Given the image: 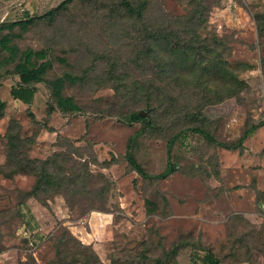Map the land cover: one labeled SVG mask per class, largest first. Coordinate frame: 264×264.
<instances>
[{"label":"rangeland","instance_id":"374dc122","mask_svg":"<svg viewBox=\"0 0 264 264\" xmlns=\"http://www.w3.org/2000/svg\"><path fill=\"white\" fill-rule=\"evenodd\" d=\"M62 1L0 0V24L36 20L13 30L11 44L46 50L51 63L26 106L9 94L18 79L0 49V264H264V126L235 150L195 131L229 145L264 121V0H202L205 23L191 29L247 84L220 102L225 91L214 82L163 80L178 76L161 75L147 52L145 29L183 30L190 0H132L142 20L121 0H75L53 22L38 20ZM197 69L184 76L192 81ZM65 74L77 79L62 89L75 112L60 111L47 84ZM141 111L144 123L127 121ZM173 137L174 171L152 180ZM127 147L146 176L126 161ZM43 163L48 174L33 198ZM95 214L108 218L103 239L92 235Z\"/></svg>","mask_w":264,"mask_h":264},{"label":"trees","instance_id":"16d2710c","mask_svg":"<svg viewBox=\"0 0 264 264\" xmlns=\"http://www.w3.org/2000/svg\"><path fill=\"white\" fill-rule=\"evenodd\" d=\"M75 0H63L58 6L51 9L44 17L38 18L43 20L47 18L48 21L53 22L55 17L59 13L72 4ZM193 4V8L185 21L182 23L183 30L176 33L163 30L150 31L145 29L147 39V52L154 58H159V68L161 75H168L176 73L178 76L175 80L171 77L164 76L163 80H171L175 82H183V86L186 88L196 87L207 89L206 83L214 82V84L221 86L225 93L216 98V102H220L225 98L236 97L244 89L247 88V84L242 80H239L233 72L228 68V62L224 60L221 54L212 53L208 50V45L205 40L200 38L196 30H192V27H199L205 23L204 11L205 7L202 0H190ZM132 0H121L122 9L125 10L126 15L129 18H135L136 20H142V7L133 8L131 6ZM134 15V16H133ZM35 18L28 17L26 19L18 20L14 22H3L0 24V49L7 53L6 64H13V74L17 77V84L10 86L9 94L12 99L21 102L26 106H30L33 102L34 95L36 93L35 85L39 83H45V75L51 68V63L48 59V53L46 50H32L25 49L19 51L17 47L11 44L13 30L18 29L21 33L28 31L30 25L35 24ZM258 31L260 35H264V19H259ZM7 31L6 34L3 32ZM19 37V36H18ZM205 44V45H204ZM210 52V53H209ZM153 54V55H152ZM63 62V60H61ZM189 66V70L183 68V66ZM193 66L198 67L199 74H195L193 80L187 79L184 76V72L191 73ZM176 67L181 68L184 72L178 71ZM173 69V72L171 70ZM77 79L70 75H63L60 78H56L50 82H47L51 89L53 98L56 101L57 108L63 112H75L77 106L71 97H63L62 89L65 81L74 83ZM187 80V81H185ZM167 86V85H166ZM147 109H152L150 99H147L145 103ZM5 103L0 100V110L4 109ZM139 112H131L127 118L129 123H144L145 121L138 115ZM16 122V121H15ZM264 126V121L258 124H253L246 128L237 142L233 144H223L216 142L208 133L196 129L195 131L210 142L226 149H238L242 146L243 141L248 138L256 129ZM174 137L170 139L166 145L167 154V166L158 175L150 176L152 180H164L174 171L173 165L170 163V151L174 142ZM126 161L132 166L133 170L141 176H146L143 173L139 165L136 163L133 155L131 154L129 147L125 152ZM36 171L35 167L31 168V172ZM48 174L45 164L43 163L40 171L37 173L36 184L31 191V197H37V191L41 187V182L45 180V176ZM89 253L99 262L96 254L92 249ZM80 264H87V260L80 261Z\"/></svg>","mask_w":264,"mask_h":264},{"label":"crops","instance_id":"0c3cea01","mask_svg":"<svg viewBox=\"0 0 264 264\" xmlns=\"http://www.w3.org/2000/svg\"><path fill=\"white\" fill-rule=\"evenodd\" d=\"M29 208H30V210L32 211V219H36L37 218V216H36V210H38V209H35V208H33V206H29ZM30 215H31V213H30ZM58 219H59V217H58ZM86 220L88 219V217H86L85 218ZM89 222H90V225L92 226V228H93V233H92V235L94 236V237H97L98 236V238H102L103 239V236H102V233H100V235L99 234H97V232H99V229L101 228V227H105L106 225H107V223H108V218H107V216H103L102 214H95V215H91L90 216V218H89ZM73 228H75V233L76 234H79V237H80V239H84V240H86L85 238H84V236H83V229L82 228H80V227H77V226H74ZM96 232V233H95ZM101 232V231H100ZM87 241V240H86ZM203 264H213V263H211V262H206V261H203Z\"/></svg>","mask_w":264,"mask_h":264},{"label":"water","instance_id":"95a60500","mask_svg":"<svg viewBox=\"0 0 264 264\" xmlns=\"http://www.w3.org/2000/svg\"><path fill=\"white\" fill-rule=\"evenodd\" d=\"M138 115H139V117L142 118V119L146 117V114L143 113L142 111L139 112Z\"/></svg>","mask_w":264,"mask_h":264}]
</instances>
